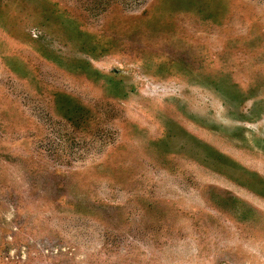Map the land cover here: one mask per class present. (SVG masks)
<instances>
[{"label": "rangeland", "instance_id": "rangeland-1", "mask_svg": "<svg viewBox=\"0 0 264 264\" xmlns=\"http://www.w3.org/2000/svg\"><path fill=\"white\" fill-rule=\"evenodd\" d=\"M0 264H264V0H0Z\"/></svg>", "mask_w": 264, "mask_h": 264}]
</instances>
